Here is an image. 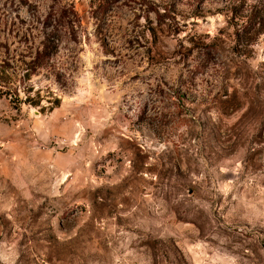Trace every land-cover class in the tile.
I'll use <instances>...</instances> for the list:
<instances>
[{"label": "rangeland", "instance_id": "obj_1", "mask_svg": "<svg viewBox=\"0 0 264 264\" xmlns=\"http://www.w3.org/2000/svg\"><path fill=\"white\" fill-rule=\"evenodd\" d=\"M4 1L0 264H264V0Z\"/></svg>", "mask_w": 264, "mask_h": 264}, {"label": "trees", "instance_id": "obj_2", "mask_svg": "<svg viewBox=\"0 0 264 264\" xmlns=\"http://www.w3.org/2000/svg\"><path fill=\"white\" fill-rule=\"evenodd\" d=\"M6 2V0L4 1ZM18 7L26 6L28 9H32L31 6H28L26 2L21 3L18 1ZM4 9V7H3ZM6 10V9H5ZM4 10V11H5ZM3 15V11H2ZM76 15L71 8H59L57 10H50L41 20L38 18V24H40V29L45 33V37L40 42V45L35 49L34 55L32 59L26 63V77L28 78L30 75L34 74L36 70L42 67H45L52 54L57 49V43H59L58 36H66L70 35L73 31V23L74 21L71 19V16L74 17ZM252 20L244 25L241 30H236L235 34H239L245 32L250 34L253 30ZM251 24V25H250ZM257 33L260 31V28L256 29ZM254 32V31H253ZM26 35V34H24ZM55 37V38H54ZM55 39V40H54ZM26 102V99H25ZM26 104L31 105L26 102ZM35 104H33L34 106ZM36 106V105H35Z\"/></svg>", "mask_w": 264, "mask_h": 264}]
</instances>
